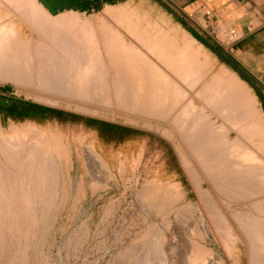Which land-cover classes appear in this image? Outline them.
<instances>
[{"label": "rangeland", "instance_id": "rangeland-1", "mask_svg": "<svg viewBox=\"0 0 264 264\" xmlns=\"http://www.w3.org/2000/svg\"><path fill=\"white\" fill-rule=\"evenodd\" d=\"M42 8L56 17L74 12L54 15ZM77 13L81 19L96 22L103 32L120 34L131 50L144 53L151 65L164 69V63L128 28L136 27V34L153 44L159 43L158 37L142 30L129 12L124 16L114 8L103 12L116 18L119 29L113 28L104 15L92 18ZM1 15L8 13L4 11ZM11 16L24 38L33 36L38 41L43 40L40 32L19 15ZM126 34L131 41L126 39ZM211 73L208 72L209 77ZM4 86H10L9 95L125 125L155 137L131 146H106L100 144L95 131L78 124L0 120V137L16 134L24 152L31 142L43 138L42 150L47 153L44 159L40 156L32 159L26 152L13 159L6 155L4 143L0 142V264H163L162 256L167 257L169 264L190 263L178 226L186 228L197 222L198 213L189 204L196 203L198 196L191 173L183 163V155L189 150L172 124L162 118H149L121 104H105L101 98L87 99L59 88H39L0 79V88ZM196 103L200 104L198 100ZM32 129L40 135L36 136ZM235 135L231 133V137ZM157 138L172 147L181 170L173 165L170 151ZM88 146H94L103 167L98 162L93 165L95 168L89 166ZM56 147L59 153L54 151ZM44 163L49 169L59 164V174L38 185L34 176ZM170 164L173 167L168 171L166 167ZM25 172L27 180H22L20 175ZM204 186L207 188L209 184L206 182ZM215 200L221 202L219 196ZM236 209L250 210L246 204L233 203L230 210ZM160 232L169 234L161 245L164 253L158 252L155 246L162 236ZM213 235L211 233V238L207 237L203 244L219 254L224 264H248L243 242L230 245L228 254Z\"/></svg>", "mask_w": 264, "mask_h": 264}, {"label": "bare ground", "instance_id": "bare-ground-1", "mask_svg": "<svg viewBox=\"0 0 264 264\" xmlns=\"http://www.w3.org/2000/svg\"><path fill=\"white\" fill-rule=\"evenodd\" d=\"M4 11L8 15L3 17ZM11 14L39 31L43 40L24 38ZM133 33L164 63V69L151 65L144 53L131 50L120 34L103 32L96 22L81 19L75 11L56 17L36 0H1L0 79L101 98L105 104H121L172 124L189 150L183 163L198 196L189 206L199 219L186 228L178 226L189 264H224L219 254L203 244L211 233L228 254L230 245L241 241L248 264H264V114L256 96L235 75L216 73L207 79L204 67L187 48L176 51L163 43L158 47L142 39L136 29ZM41 139L26 149L30 158L46 157ZM17 141L16 134L0 137L6 155L13 159L25 153ZM54 151L59 153L57 147ZM87 158L90 167L96 162L103 167L94 146L87 147ZM46 163L34 176L38 185L59 174V164L49 169ZM26 175H20L22 180ZM216 196L221 202H216ZM233 203L246 204L250 210L231 211ZM166 236L158 238V252H163ZM161 258L169 264L167 257Z\"/></svg>", "mask_w": 264, "mask_h": 264}, {"label": "crops", "instance_id": "crops-1", "mask_svg": "<svg viewBox=\"0 0 264 264\" xmlns=\"http://www.w3.org/2000/svg\"><path fill=\"white\" fill-rule=\"evenodd\" d=\"M108 8L123 16L129 12L142 30L158 37V47L163 43L195 54L207 79L216 73L237 76L256 96L264 114V0H99L98 6L91 3L86 9L67 8L58 13L104 15L119 29L116 18L103 13ZM125 37L131 41L128 34ZM208 72H212L210 77Z\"/></svg>", "mask_w": 264, "mask_h": 264}, {"label": "trees", "instance_id": "trees-1", "mask_svg": "<svg viewBox=\"0 0 264 264\" xmlns=\"http://www.w3.org/2000/svg\"><path fill=\"white\" fill-rule=\"evenodd\" d=\"M9 91L10 86L0 88V120L2 122L11 119L16 122L34 121L39 124L48 122L78 124L95 131L98 134L100 144L106 146H131L133 143L137 142L140 144L147 138L155 137L151 133L130 128L125 125H118L101 119L82 116L63 109L40 104L32 100L9 95ZM157 139L170 151L174 161L173 165L181 170L180 165L175 161L176 156L172 147L165 140L161 138ZM173 165H168L166 170L171 171Z\"/></svg>", "mask_w": 264, "mask_h": 264}, {"label": "water", "instance_id": "water-1", "mask_svg": "<svg viewBox=\"0 0 264 264\" xmlns=\"http://www.w3.org/2000/svg\"><path fill=\"white\" fill-rule=\"evenodd\" d=\"M52 14H58L59 10L75 7L77 9H86L88 3L86 0H40ZM90 3L98 6L99 0H88Z\"/></svg>", "mask_w": 264, "mask_h": 264}, {"label": "flooded vegetation", "instance_id": "flooded-vegetation-1", "mask_svg": "<svg viewBox=\"0 0 264 264\" xmlns=\"http://www.w3.org/2000/svg\"><path fill=\"white\" fill-rule=\"evenodd\" d=\"M86 1H87L88 5L91 4L88 0H86ZM87 7H88V6H87ZM72 8H75V7H72Z\"/></svg>", "mask_w": 264, "mask_h": 264}]
</instances>
